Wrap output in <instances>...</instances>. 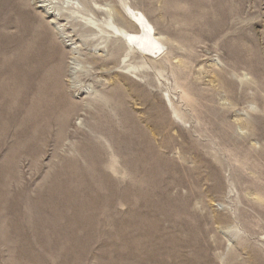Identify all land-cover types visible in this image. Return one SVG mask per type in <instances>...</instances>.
<instances>
[{
  "label": "rangeland",
  "instance_id": "1",
  "mask_svg": "<svg viewBox=\"0 0 264 264\" xmlns=\"http://www.w3.org/2000/svg\"><path fill=\"white\" fill-rule=\"evenodd\" d=\"M122 1L0 0V264H264V0Z\"/></svg>",
  "mask_w": 264,
  "mask_h": 264
},
{
  "label": "bare ground",
  "instance_id": "2",
  "mask_svg": "<svg viewBox=\"0 0 264 264\" xmlns=\"http://www.w3.org/2000/svg\"><path fill=\"white\" fill-rule=\"evenodd\" d=\"M212 1V0H211ZM219 2L222 0H218ZM118 4L121 7H125V9L127 8L126 5H123V1L122 0H118ZM191 2V1H190ZM194 2V3H193ZM193 2H191L192 5H190L188 11L192 14H195L199 11V9L197 7H200L201 5L203 6L204 4L200 1V0H193ZM199 2V3H198ZM240 2V1H239ZM231 4V3H230ZM105 6V5H104ZM227 6V5H226ZM204 7V6H203ZM79 10V9H76ZM105 10V15H106V21L104 25H98L97 23H93L91 21L88 22H84L85 26H89L91 28H95L97 29V32L100 33H104L106 35V40L109 41V46L107 45V48H105L103 51L108 53V58L104 59L105 61L110 60L111 62H115L119 67L124 68L125 70H127V72H131L130 67H125V62L126 59L128 57H135V56H146L147 54L153 53L157 48H159V44L158 42L155 40L153 33L151 32V29L145 19V16L142 13H131L132 16H128L126 15L125 11L124 14L126 17L123 16V18L119 17V21L116 22L115 20V15L113 14V9H103ZM122 12V11H121ZM130 12V11H129ZM123 13V12H122ZM189 13V14H190ZM123 14V15H124ZM186 14V13H185ZM188 14V15H189ZM191 16V15H189ZM194 16V15H193ZM196 16V15H195ZM194 16V17H195ZM199 17V16H198ZM205 19V18H202ZM91 20V19H90ZM96 22V21H95ZM119 22V23H118ZM31 27V26H30ZM131 27H135L137 31L135 30H131ZM99 34V33H98ZM104 37V36H103ZM31 45V44H30ZM33 45V44H32ZM35 47V46H34ZM37 48V47H35ZM34 49V48H33ZM38 50V49H36ZM74 51H76V49H73ZM96 48H94L93 52H96ZM20 52V51H19ZM100 52V51H99ZM77 53V51H76ZM75 53V54H76ZM19 54V53H18ZM30 56V55H28ZM19 57V56H18ZM16 58V59H20V58ZM22 57V56H21ZM23 58V57H22ZM25 58V57H24ZM254 58V57H253ZM17 60V61H18ZM16 61V62H17ZM258 61V60H257ZM20 62V61H19ZM63 64V63H62ZM110 64V62H109ZM28 65V64H27ZM24 66V63L21 64L17 63L16 65V70L19 72V70ZM258 66V64H257ZM25 67V66H24ZM261 68V67H259ZM26 69V68H25ZM75 69V68H74ZM255 69V68H254ZM253 69V70H254ZM27 70V69H26ZM76 70V69H75ZM256 72H258V69H255ZM77 71V70H76ZM78 72V71H77ZM76 72V74H77ZM129 72V73H130ZM134 72V71H133ZM132 72V73H133ZM22 73V71H21ZM12 75V74H11ZM18 75V74H17ZM23 76L20 75L19 79L22 78ZM77 77V76H76ZM18 78V77H16ZM18 79V80H19ZM18 80H17V84H18ZM136 82V81H135ZM12 84V83H11ZM10 84V85H11ZM20 84V83H19ZM22 84V83H21ZM54 84V83H53ZM134 84V83H133ZM137 84V83H135ZM56 85V84H54ZM139 84L135 85L138 86ZM75 86V84H74ZM57 87V86H56ZM119 87V86H118ZM140 87V85H139ZM51 88V87H50ZM81 88V87H80ZM116 88V87H115ZM52 90V89H51ZM117 90V88H116ZM56 91V90H55ZM120 91V90H119ZM139 91V90H138ZM141 92V91H140ZM95 93V92H94ZM93 92L89 94V96L91 95H95ZM117 93V92H116ZM141 94V93H139ZM60 95V94H59ZM116 96V94H113ZM122 95V94H121ZM61 97V96H60ZM113 97V96H112ZM120 97V96H119ZM62 98V97H61ZM60 100H63V98ZM66 98V97H65ZM107 98V96H106ZM114 98V97H113ZM94 99V98H93ZM97 99V98H95ZM94 99V100H95ZM102 99V97H101ZM100 99V100H101ZM112 99V98H111ZM122 99V97L120 98V100ZM69 100V99H67ZM66 100V101H67ZM102 101V100H101ZM105 101V99H104ZM103 101V102H104ZM114 101V100H113ZM118 99L116 100L117 103ZM12 102V101H11ZM100 102V101H98ZM108 102V101H106ZM110 103H113V106H115L116 104L114 102H111L109 100ZM122 102V101H121ZM64 103H66L64 101ZM69 103V102H68ZM110 103H108L110 105ZM102 104V103H101ZM115 104V105H114ZM68 105V104H67ZM123 105V104H122ZM106 106V105H105ZM65 107V105H64ZM110 107V106H108ZM37 108V106H36ZM66 109V108H65ZM64 109V110H65ZM72 110V109H71ZM68 113H70L68 111ZM67 115V114H66ZM69 116V115H68ZM40 117V116H39ZM63 117V116H62ZM63 120V119H62ZM7 124V123H6ZM34 128V127H33ZM30 129V128H29ZM39 134V133H38ZM146 145V144H145Z\"/></svg>",
  "mask_w": 264,
  "mask_h": 264
}]
</instances>
